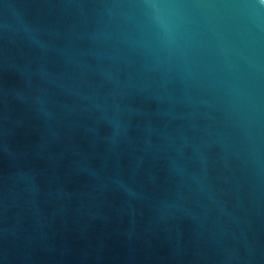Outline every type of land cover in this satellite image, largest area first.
I'll list each match as a JSON object with an SVG mask.
<instances>
[{
  "label": "water",
  "instance_id": "obj_1",
  "mask_svg": "<svg viewBox=\"0 0 264 264\" xmlns=\"http://www.w3.org/2000/svg\"><path fill=\"white\" fill-rule=\"evenodd\" d=\"M137 2L0 0V264H264V67Z\"/></svg>",
  "mask_w": 264,
  "mask_h": 264
},
{
  "label": "clouds",
  "instance_id": "obj_2",
  "mask_svg": "<svg viewBox=\"0 0 264 264\" xmlns=\"http://www.w3.org/2000/svg\"><path fill=\"white\" fill-rule=\"evenodd\" d=\"M264 0H138L151 42L183 52L198 41L217 40L230 54L233 92L240 105L253 103L255 73L264 67Z\"/></svg>",
  "mask_w": 264,
  "mask_h": 264
}]
</instances>
